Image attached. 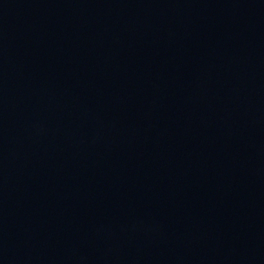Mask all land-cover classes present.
Returning <instances> with one entry per match:
<instances>
[{
    "label": "water",
    "instance_id": "water-1",
    "mask_svg": "<svg viewBox=\"0 0 264 264\" xmlns=\"http://www.w3.org/2000/svg\"><path fill=\"white\" fill-rule=\"evenodd\" d=\"M0 264H264V0H0Z\"/></svg>",
    "mask_w": 264,
    "mask_h": 264
}]
</instances>
